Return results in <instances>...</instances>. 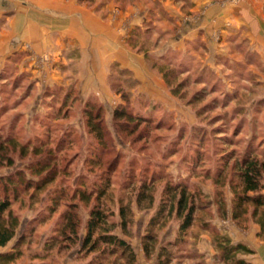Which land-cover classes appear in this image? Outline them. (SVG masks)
<instances>
[{"label": "rangeland", "instance_id": "rangeland-1", "mask_svg": "<svg viewBox=\"0 0 264 264\" xmlns=\"http://www.w3.org/2000/svg\"><path fill=\"white\" fill-rule=\"evenodd\" d=\"M77 3L95 8L96 15L110 23L112 35L107 45L111 44L112 57L135 61L140 78L148 70L153 81L135 78L116 61L101 80L103 71L99 70L95 76L85 70L84 76L77 77V63L66 62L59 76L55 65L40 59L37 72L20 74L19 60L5 63L0 73V141L10 138L14 142L6 147L0 175L22 170L35 182L38 177L29 168L52 155L45 173L55 176L41 192L29 191L11 207L20 221L17 236L34 233L31 242L22 247L23 256L13 264H124L115 257L85 256L78 243L60 245L44 260L31 258L41 255L46 240L60 233L65 213L74 214L82 236L89 211L97 205L96 195L88 204L72 195L80 185L89 193L107 182L106 194L98 202L107 213L104 227L130 244L138 264H156L159 247L175 239L180 221L174 210L165 211L152 224L167 199V188L173 186L201 191L205 199L197 202L187 244L183 252H175L171 264H193L187 261L201 257L222 264L216 259L209 232L200 228L204 221L230 237V233H253L264 242L251 208L242 220L231 219L228 185L234 156L249 154L264 160V0H209L202 4L201 12L193 9L192 0ZM241 4L250 10L243 14L244 19L232 11L221 15L222 8ZM232 25L238 26L233 32L229 30ZM99 45L97 49L103 50ZM117 45H125L128 57L115 53ZM154 62H170L177 68L173 86L183 83L182 99L171 94L161 73L152 67ZM202 91L203 96L189 104ZM87 109L92 116L100 115L103 150L97 148L98 140L88 127ZM119 109L148 117L150 123L120 127L123 120L113 117ZM96 156L91 163L90 158ZM143 184L150 187L151 204L138 202ZM123 208L127 209L124 228L119 216ZM149 233L156 237V246L146 256L142 245ZM197 245L201 255L194 248ZM8 249L10 246L0 252Z\"/></svg>", "mask_w": 264, "mask_h": 264}, {"label": "trees", "instance_id": "trees-1", "mask_svg": "<svg viewBox=\"0 0 264 264\" xmlns=\"http://www.w3.org/2000/svg\"><path fill=\"white\" fill-rule=\"evenodd\" d=\"M152 67L158 69L161 73L165 83L170 87L171 94L182 99L183 94L180 92V89L183 87V83L173 86L179 74L177 68L170 62L167 64L154 62ZM202 96L203 91L192 98L189 104L197 102ZM87 113L88 127L98 140L97 148L103 150L104 143L101 139L103 138L104 131L101 125L100 115L97 113L95 116H92L91 109H87ZM113 117L115 121L123 120V122L119 124L120 127L150 123L148 117L133 114L124 109L116 110ZM13 142V139L10 138L0 141V166L1 162L5 159L4 153L7 151V145L12 146ZM22 149L24 150V146H21V150ZM35 152L38 153V151ZM234 157L232 159L234 160L233 174L228 181L229 189L232 194L230 217L233 221H240L248 214V209L251 208V217L257 220L254 221V224L258 225L260 227V232L264 234V160L259 161L253 155L249 154L237 159ZM48 158L49 159L36 164L34 168H29L30 174L38 177V180L35 182L31 179H27L22 170L0 175V249L10 246V249L7 251L0 252V264H13L18 261L23 256L22 247L31 242L34 233H22L20 236H17L20 221L19 218L12 213L11 207L20 200L22 195H25L29 191L36 193L41 192L47 185L53 182L55 176H47L45 173L50 168V158H53V156L49 155ZM96 158L97 156L91 157L90 162L95 163ZM6 161H8V159H6ZM225 164V166H227V162ZM8 165L10 166L12 163L9 162ZM217 182L219 181L215 182L216 185H218ZM108 186L107 182L105 187L92 189L87 193L80 185L72 196H76L79 198L80 202L88 204L90 198H92L94 194L96 195L95 200L97 202V205L89 211V216L85 223L84 234L80 236L78 233V224L74 220V214H69L70 212L65 213L63 219L66 220V222L60 229V233H56V235L46 240L41 255L35 254L31 258L44 260L56 247L60 245L69 247L70 244L78 243L79 251L84 252L85 256L98 254L99 257H115L116 261L117 259L121 260L124 264H138L136 254L130 244L120 236L110 233V231L104 227L107 222V213L98 206V202L105 196ZM149 193L150 187L143 184L142 190L137 198L138 202L148 201L151 204L152 195ZM166 195L167 199L161 205L159 213L155 219H153L152 224L162 219L165 211L171 212L174 210L177 219L180 221V226L175 239L159 247L156 256V264H171L173 259L176 258L175 252L184 251L189 235L188 232L195 223L196 213L198 211L197 202L203 198L205 199L201 191L191 192L186 187L177 186L168 187ZM217 199L221 205V214L224 216L226 208L220 191L217 193ZM52 200L55 201V199ZM53 210L54 207L49 208L50 212H53ZM126 210L125 208L119 210L121 227L123 228L127 224ZM200 228L202 231L209 232L208 234L211 236L212 245L216 252V259L222 264H250L245 257L251 255L253 252L247 246L242 243L233 242L228 233L215 230V225L210 224L209 221L201 223ZM155 246L156 237L151 233L147 234L143 239L142 245L144 255H151L155 251Z\"/></svg>", "mask_w": 264, "mask_h": 264}, {"label": "crops", "instance_id": "crops-1", "mask_svg": "<svg viewBox=\"0 0 264 264\" xmlns=\"http://www.w3.org/2000/svg\"><path fill=\"white\" fill-rule=\"evenodd\" d=\"M205 1L209 0H192L193 9L201 12ZM244 4L224 7L221 15H228L229 11H232L240 13L244 19L243 14L250 12L244 9ZM232 26L229 30L233 32L236 25ZM111 35L110 23L99 18L95 8L82 7L78 5L77 0H0V73L5 69V63L15 60L20 61L19 74L23 71L37 72L40 59L55 65L56 76L60 75L61 68L69 62L77 63V77L84 76L85 70H91L95 76V72L99 70L103 71L99 74L101 80V76H105L116 61L121 69L130 70L135 78L153 81L148 70L140 78L135 61L112 57L111 44L107 45V39L110 41ZM99 44L104 46L103 50L97 49ZM117 46L119 50H115V53L118 51L128 57L125 55L128 53L125 45ZM136 58L133 56L134 60ZM251 234L230 233L233 242L242 243L253 251L252 255L245 257L250 264H264V242H259L255 235ZM194 248L201 255L202 249L198 245ZM187 262L214 263L204 257Z\"/></svg>", "mask_w": 264, "mask_h": 264}]
</instances>
